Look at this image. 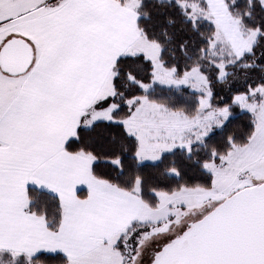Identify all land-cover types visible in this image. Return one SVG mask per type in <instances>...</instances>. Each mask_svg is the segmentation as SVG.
Segmentation results:
<instances>
[{
    "label": "snow or ice",
    "instance_id": "6c2138e0",
    "mask_svg": "<svg viewBox=\"0 0 264 264\" xmlns=\"http://www.w3.org/2000/svg\"><path fill=\"white\" fill-rule=\"evenodd\" d=\"M0 264H264V0H0Z\"/></svg>",
    "mask_w": 264,
    "mask_h": 264
}]
</instances>
